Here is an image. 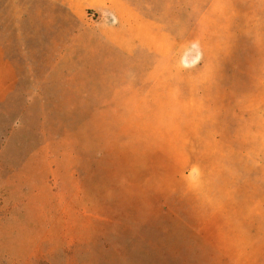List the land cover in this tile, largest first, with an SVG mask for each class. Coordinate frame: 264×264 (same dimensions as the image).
<instances>
[{"label":"rangeland","instance_id":"rangeland-1","mask_svg":"<svg viewBox=\"0 0 264 264\" xmlns=\"http://www.w3.org/2000/svg\"><path fill=\"white\" fill-rule=\"evenodd\" d=\"M0 264H264V0H0Z\"/></svg>","mask_w":264,"mask_h":264},{"label":"crops","instance_id":"crops-1","mask_svg":"<svg viewBox=\"0 0 264 264\" xmlns=\"http://www.w3.org/2000/svg\"><path fill=\"white\" fill-rule=\"evenodd\" d=\"M112 1L114 0H102L105 5ZM18 82L19 76L15 64L6 56L0 46V101H4L14 92Z\"/></svg>","mask_w":264,"mask_h":264}]
</instances>
